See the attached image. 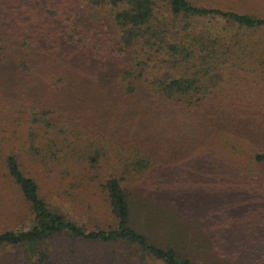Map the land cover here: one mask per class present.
I'll return each instance as SVG.
<instances>
[{"label":"trees","instance_id":"1","mask_svg":"<svg viewBox=\"0 0 264 264\" xmlns=\"http://www.w3.org/2000/svg\"><path fill=\"white\" fill-rule=\"evenodd\" d=\"M81 4L109 15L117 38L78 11ZM190 15L264 27V17L191 0H0V68L11 62L17 76L35 87L29 121L73 135L79 129L63 115L69 109L74 121L98 118L101 111L120 120L109 137L120 175L103 183L114 226L88 229L67 217L48 203L17 156L7 155V175L32 212L25 227L0 231V247L24 250L17 264H193L169 241L157 243L137 228L123 181L167 189L183 213L196 199L197 179L217 170L228 182L224 195L233 212L224 209L216 224L204 228L210 244L226 257L246 253L252 238L264 249V43L244 42L237 32L202 42L176 22ZM75 85L85 92L71 98L70 108L62 97ZM87 158L96 161V155ZM62 235L71 244L52 248L49 240ZM82 243H119L124 254L119 260L112 248L108 259L83 262L80 256L90 254Z\"/></svg>","mask_w":264,"mask_h":264},{"label":"rangeland","instance_id":"2","mask_svg":"<svg viewBox=\"0 0 264 264\" xmlns=\"http://www.w3.org/2000/svg\"><path fill=\"white\" fill-rule=\"evenodd\" d=\"M191 1L201 6H215L264 17V0ZM78 11L117 38L115 25L104 11L89 4H81ZM176 22L183 26L186 24L191 36L202 42L209 36L216 34L225 36L237 32L244 42L264 43V27H239L236 23L218 15L179 16ZM82 88L78 85L70 86L63 93L62 98L68 107L75 106V103L70 102L71 98L75 94L84 93L85 88ZM34 89L35 87H28L17 76L11 62L2 65L0 68V231L25 227L32 216L30 203L23 197L18 184L7 175L6 157L11 153L17 156L23 172L35 179L40 193L57 210L88 229L114 226L116 219L110 209L103 183L110 176L120 175L115 145L109 140L111 131L120 128V120L116 117L106 118L101 111L98 118L74 121L73 112L69 109L63 115L72 123L71 128L75 126L77 129H74L79 130L77 134L59 135L54 129H45L40 124L29 121L31 104L34 103L32 100L35 96ZM59 109L57 115H61L64 111L62 108ZM56 120L58 123L61 121L60 118ZM76 125H80L79 128ZM30 132L33 133L32 138ZM215 139L219 144L224 138L221 136ZM211 152L214 154L216 151ZM89 155H96L95 163L89 161L87 158ZM202 171L200 169L201 174ZM218 172L219 170L197 179L193 186L196 199L193 200L192 208H185L183 212L185 214L178 212L177 207L172 205V198L167 189H153L146 184L128 179L123 181V186L127 192H130L129 202L132 216L137 218V228L143 230L157 243L165 244L169 241L170 245L186 252L193 264H264V249L256 239H248L247 252L233 257L221 255L210 244L208 235L210 233L204 228L216 224L218 219L223 217L224 209L233 212L228 194L224 195L228 182L223 180ZM232 230L228 228L226 233H222L223 244L228 245ZM71 242V238H66L64 235L49 240L50 246L55 249ZM79 246L85 253L89 251L90 254L89 257L80 256L83 262L94 259L95 256L108 259L112 255L110 253L112 248H115L114 256L119 260L122 256L120 254H124L123 246L119 243L115 246L82 243ZM23 254L22 248L4 244L0 247V264H17Z\"/></svg>","mask_w":264,"mask_h":264}]
</instances>
